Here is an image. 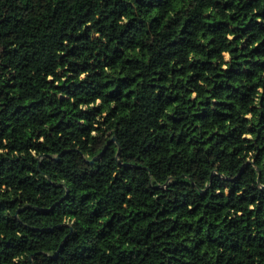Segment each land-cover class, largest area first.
I'll return each instance as SVG.
<instances>
[{
	"label": "trees",
	"instance_id": "1",
	"mask_svg": "<svg viewBox=\"0 0 264 264\" xmlns=\"http://www.w3.org/2000/svg\"><path fill=\"white\" fill-rule=\"evenodd\" d=\"M0 264H264V0H0Z\"/></svg>",
	"mask_w": 264,
	"mask_h": 264
},
{
	"label": "water",
	"instance_id": "2",
	"mask_svg": "<svg viewBox=\"0 0 264 264\" xmlns=\"http://www.w3.org/2000/svg\"><path fill=\"white\" fill-rule=\"evenodd\" d=\"M114 141H117V139H116L115 136H113V137L111 138V140H110L109 143L114 142ZM107 146H108V145H107ZM107 146L104 148V150L102 151L101 154H104V153H105V151H106V149H107ZM120 150H121V147L119 146V149H118L117 155L120 154ZM97 160H98V156H95L93 159L89 160V162H90L91 164H94ZM259 182H260V178H259Z\"/></svg>",
	"mask_w": 264,
	"mask_h": 264
},
{
	"label": "clouds",
	"instance_id": "3",
	"mask_svg": "<svg viewBox=\"0 0 264 264\" xmlns=\"http://www.w3.org/2000/svg\"><path fill=\"white\" fill-rule=\"evenodd\" d=\"M45 3H51L54 5L56 0H45ZM121 23H123V21H121ZM229 39H231V37H229ZM225 56H227V53H225ZM57 71H59V69H57ZM85 75H87V73H84L80 78L83 79Z\"/></svg>",
	"mask_w": 264,
	"mask_h": 264
}]
</instances>
